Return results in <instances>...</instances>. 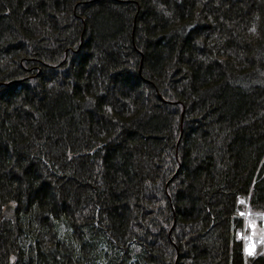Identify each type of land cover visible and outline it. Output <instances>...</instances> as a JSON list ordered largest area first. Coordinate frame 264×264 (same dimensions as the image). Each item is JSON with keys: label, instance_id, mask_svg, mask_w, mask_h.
<instances>
[{"label": "trees", "instance_id": "obj_1", "mask_svg": "<svg viewBox=\"0 0 264 264\" xmlns=\"http://www.w3.org/2000/svg\"><path fill=\"white\" fill-rule=\"evenodd\" d=\"M239 197L264 0H0V264H264Z\"/></svg>", "mask_w": 264, "mask_h": 264}, {"label": "rangeland", "instance_id": "obj_2", "mask_svg": "<svg viewBox=\"0 0 264 264\" xmlns=\"http://www.w3.org/2000/svg\"><path fill=\"white\" fill-rule=\"evenodd\" d=\"M255 220L253 219L250 226H251V229L248 231L249 233V238L252 240L253 244H256L258 240H260V237H262V230L261 228L256 225V220L258 219V216L255 215L254 216ZM252 225H254V228L252 227ZM262 241H264V238L260 240V242L256 245H259Z\"/></svg>", "mask_w": 264, "mask_h": 264}, {"label": "built area", "instance_id": "obj_3", "mask_svg": "<svg viewBox=\"0 0 264 264\" xmlns=\"http://www.w3.org/2000/svg\"><path fill=\"white\" fill-rule=\"evenodd\" d=\"M248 201L246 202V204H245V210L243 211V212H241L240 213V215L243 213V215H241L242 216V218H243V223H244V226L248 223V221H249V219H250V216H251V214H250V212L248 211ZM262 224L264 225V219H262ZM244 232H245V228H244V230H243V233H241L239 236H240V238L243 240V241H245L246 240V237H245V235H244Z\"/></svg>", "mask_w": 264, "mask_h": 264}, {"label": "crops", "instance_id": "obj_4", "mask_svg": "<svg viewBox=\"0 0 264 264\" xmlns=\"http://www.w3.org/2000/svg\"><path fill=\"white\" fill-rule=\"evenodd\" d=\"M261 238V237H260ZM254 245V244H253ZM254 249H255V245H254V247L253 246H248L246 249H245V254H247V255H251L252 253H253V251H254ZM248 250H251V254H249V251Z\"/></svg>", "mask_w": 264, "mask_h": 264}, {"label": "water", "instance_id": "obj_5", "mask_svg": "<svg viewBox=\"0 0 264 264\" xmlns=\"http://www.w3.org/2000/svg\"><path fill=\"white\" fill-rule=\"evenodd\" d=\"M6 218L12 221L13 228H15V226H16L15 217L13 215H11V216L10 215H6Z\"/></svg>", "mask_w": 264, "mask_h": 264}, {"label": "snow or ice", "instance_id": "obj_6", "mask_svg": "<svg viewBox=\"0 0 264 264\" xmlns=\"http://www.w3.org/2000/svg\"><path fill=\"white\" fill-rule=\"evenodd\" d=\"M241 215H243V213ZM252 227L254 228V225H252ZM253 247H254V245H253ZM248 251H249V254H251V250H248Z\"/></svg>", "mask_w": 264, "mask_h": 264}, {"label": "flooded vegetation", "instance_id": "obj_7", "mask_svg": "<svg viewBox=\"0 0 264 264\" xmlns=\"http://www.w3.org/2000/svg\"><path fill=\"white\" fill-rule=\"evenodd\" d=\"M11 216V215H10Z\"/></svg>", "mask_w": 264, "mask_h": 264}]
</instances>
